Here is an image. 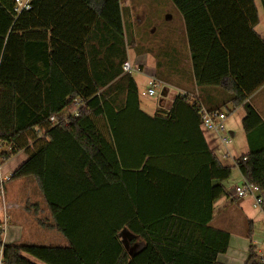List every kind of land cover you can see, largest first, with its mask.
<instances>
[{
	"label": "trees",
	"instance_id": "1",
	"mask_svg": "<svg viewBox=\"0 0 264 264\" xmlns=\"http://www.w3.org/2000/svg\"><path fill=\"white\" fill-rule=\"evenodd\" d=\"M255 1L172 0L185 18L197 83L224 87L228 102L245 106L242 123L250 151L234 166L245 182L258 188L264 211V121L248 101L264 84V40L254 31L259 22ZM215 4L234 7L227 11L239 13L244 31L254 40L238 64L226 32L210 14ZM13 7V0H0V162L21 151L27 154L12 178L37 180L69 246L0 240L3 263L36 264L33 258L46 264H219L231 234L212 226L211 220L215 202L227 195L223 182L234 166L224 165L204 142L201 107L190 96L177 95L168 110L158 109L154 116L141 109L138 85L123 68L127 55L120 0H33L32 8L17 18ZM71 20L88 25L87 41L97 33L89 29L100 28L101 45L123 54L117 69L94 74L93 59L82 56L75 59V71L64 67L56 29L59 22ZM103 62L110 63V58ZM122 94L125 100L117 104ZM76 99L82 101L80 107ZM54 115L58 122L50 120ZM184 118L196 126L203 142L202 180L196 188L187 186L195 183L194 177L176 175L183 153L175 149L174 130ZM143 122V147L140 136H132L137 143L133 167L140 170H134L131 197L118 182L124 164L120 146L126 139L120 133L126 124L136 129ZM194 196L196 214L188 211ZM147 207L154 208L152 215ZM124 233L140 237L145 246L130 255ZM247 236L251 239V228ZM246 264H264L252 241Z\"/></svg>",
	"mask_w": 264,
	"mask_h": 264
},
{
	"label": "crops",
	"instance_id": "2",
	"mask_svg": "<svg viewBox=\"0 0 264 264\" xmlns=\"http://www.w3.org/2000/svg\"><path fill=\"white\" fill-rule=\"evenodd\" d=\"M120 3L124 26V48L127 60L131 62V58L137 55L139 56L140 54H144L143 62H147V58H151L155 65L153 72H151L152 70L148 72L143 62L138 66L131 64L135 69L138 68L137 70L148 73L150 79L155 78L158 81V87L160 86L163 89L161 92V99L156 106L143 105L142 96L147 97V94L139 89L141 109L148 115L154 116L158 109L168 110L177 95H188L192 100L199 102L200 107H204L207 110H222L227 114V134L232 138L231 144L226 146L222 143L221 133L207 130L202 127H200V131L203 135L204 142L208 144L209 149L216 154L219 160L224 165L234 166L238 158L248 154L250 151L248 135L242 123L246 115L245 106L240 105L234 107L232 103L228 102L229 93L224 87L200 86L197 83L194 75V65L188 40L187 26L183 14L174 4L172 11L178 13L180 18L178 29L172 30L171 32H163L160 38L157 39L158 42H156L157 40L154 41V36L157 34L155 33L152 35L150 31L151 29L156 31L160 25V21L156 18L155 21H151V23L145 25L149 15V9L145 6L148 2L144 3V0H120ZM255 4L259 22L254 27V31L264 40V8L260 0H256ZM232 8L234 7L228 8V6L223 4H215L212 6L210 14L212 13V15L216 16V20L226 32L225 38L228 41L232 53H235V62L238 64L237 62L244 59V51L250 52L252 46L254 47L255 44L251 35H247L248 32L244 31V22L242 23L243 18L237 16L239 13L235 14L233 11H227V9ZM170 18H173V15L168 17V19ZM87 26L88 25L84 26L81 22H74L72 20L70 22H59L56 30L59 33L58 38H60V40L57 46L59 47L58 52L61 54V61L64 67H67L71 71H75V59L82 56L84 58L89 57L93 59L94 65L92 71H94V74L99 75L104 72L108 73L111 69H117V65L123 55L122 52L118 51V49L110 50L108 47H103L101 45V30L98 27L95 29L94 26H92L89 29L90 32L96 31L97 33L92 39L87 41V38L84 36ZM72 28L73 31H71ZM246 45L251 47V49L245 48ZM108 57L110 58V63H104L103 61ZM252 59L255 60V62L251 63V68L256 70L257 51L255 55L253 54ZM31 65H36L37 68L40 67L39 62H31ZM134 79L138 85L135 77ZM253 81L249 83L251 84ZM113 97H115V95ZM124 100L125 97L122 94L117 97L116 101L117 104H122ZM248 101L258 111L264 121V84L251 95ZM160 114L166 115L165 113ZM184 121L186 122L178 124L174 130L176 137L173 143L175 141L177 145H175V149H179L183 153L177 163L176 175L194 177L196 179L195 183H189L187 186L194 185L196 188L200 185V179L202 180L201 165L204 161V155L202 153L203 151L199 152V147L203 148V142L199 138L196 126L191 124L190 119L184 118ZM141 125V127L139 126L134 129L130 124V127L126 124L122 133H120V135L126 139L124 140V146H120L124 152V164L121 165V163L119 166L118 174L120 175V179L118 182L129 190V195L131 197L134 176L136 175L134 170H140L134 169L133 167L136 159L133 153V147H137V143H135V138L132 136L139 135V138H141L139 143L143 147L144 122ZM225 150H229V158L223 157ZM27 158V154L21 151L12 156L9 160L0 162L2 167L0 176L3 178L1 179L2 184L0 186V240L3 244L68 247L69 242L65 235L57 228L56 221L37 180L33 176L12 178L13 172ZM236 169L238 168L234 166L232 172L234 170L236 171ZM237 171H239V169ZM239 173L242 176L240 171ZM6 176L10 178L5 180L4 178ZM227 180L223 182L225 187L227 185ZM244 182L245 179L242 176V182L237 184L236 188ZM222 197L214 204L211 225L229 231L231 239L228 251L219 254L217 262L219 264H240L236 263L235 258L228 253L232 242L237 244L244 243L245 235H247L249 228H251L256 218L252 212L251 206L253 205L257 208L258 206H255L254 198L243 200L237 195L232 197L228 191L227 195ZM192 200V203L188 200L191 204L188 211L196 214V196H194ZM147 202L148 198L145 197V203L148 206ZM153 209V207H147L146 211L148 210V214L152 215L154 213ZM239 210V214L243 216V232L241 235L243 238L241 241L239 239L233 240L231 229H229L230 219H228L230 215L235 216ZM159 211L160 209L158 208L157 211L155 210V212H158V215H161ZM262 212L263 215L259 218H264V211L262 210ZM122 239L125 242V247L127 246V249H129L130 255H133L134 252L145 246V241L137 236H130L124 233ZM247 258H244V264H246L247 260L245 259ZM32 260L36 264H46L33 258ZM1 263L2 250L0 249V264Z\"/></svg>",
	"mask_w": 264,
	"mask_h": 264
},
{
	"label": "rangeland",
	"instance_id": "3",
	"mask_svg": "<svg viewBox=\"0 0 264 264\" xmlns=\"http://www.w3.org/2000/svg\"><path fill=\"white\" fill-rule=\"evenodd\" d=\"M148 2V3H147ZM144 3H147L145 6L147 9H149V15L147 17V22L145 25L151 23V21H155V19H159V26L156 29V31H153L151 29L150 34L154 35V41H156L160 36L163 34V32H171L172 30L178 29V23H179V15L175 11H172L174 7V3L172 0H144ZM168 11V13H167ZM174 13V14H173ZM167 15V16H166ZM170 15H173V18L168 19ZM166 18V19H165ZM153 25V24H152ZM159 33V34H158ZM158 42V40L156 41ZM144 54H140L139 56H135L134 58H131V63L134 66H138L140 63L143 62ZM144 65H146V70L149 72L154 71L155 65L153 63V60L151 58H147V62H143ZM135 68V67H134ZM133 76L136 78L140 91H144L147 94L146 96H142L143 105H152L156 106L161 99V92L162 87H157L156 94L154 96L148 95V84H149V77L150 75L146 73L145 71L141 72L137 69L133 70ZM234 170L231 174V177L229 180H227V191L231 194V196L237 195L236 193V185L240 184L242 182V176L240 175L239 171ZM223 198V197H222ZM252 196H246L244 198H241L243 200L251 199ZM254 200V199H253ZM255 201V200H254ZM220 204V202H219ZM252 212L256 216L254 223H252L251 230H252V237L251 239L248 238L247 235H245L244 243L243 244H237L235 242H232V245L230 247L229 255L233 256L235 258L236 263L244 264V258L248 257L250 244L252 241V244L254 246V249L256 253H258L259 256L264 254V218H259L261 215H263L262 208L251 206ZM240 210L237 212L235 216L230 215L228 217L229 220V229H231V233L233 235V240H242V224H243V216L239 214ZM244 226V225H243ZM235 256V257H234ZM247 260V259H245Z\"/></svg>",
	"mask_w": 264,
	"mask_h": 264
},
{
	"label": "built area",
	"instance_id": "4",
	"mask_svg": "<svg viewBox=\"0 0 264 264\" xmlns=\"http://www.w3.org/2000/svg\"><path fill=\"white\" fill-rule=\"evenodd\" d=\"M14 2V12L16 18L19 17L23 12L30 10L32 8L33 0H13ZM123 68L127 72H133L135 69L130 61H126L123 65ZM138 69V68H136ZM158 87V81L155 78H151L148 84V95L154 96L156 94V90ZM77 105L80 107L82 105V101L79 99L75 100ZM201 117V126L204 129L211 130L217 133H221V141L224 145L228 146L232 142V138L227 134V126L226 119L227 114L223 111L219 110H207L204 107L200 108L199 111ZM74 115H78V110L74 112ZM57 116H51L50 120L52 122H58ZM67 121V117H66ZM224 158L230 157L229 150H225L223 154ZM2 173V167L0 165V174ZM10 177L6 176L4 179L8 180ZM3 179V178H2ZM236 193L239 198H244L246 196H252L255 200V206L261 207L263 198L259 195V190L257 187L253 186L248 182H244L236 188ZM262 262H264V254L260 256ZM1 264H4L3 261Z\"/></svg>",
	"mask_w": 264,
	"mask_h": 264
},
{
	"label": "water",
	"instance_id": "5",
	"mask_svg": "<svg viewBox=\"0 0 264 264\" xmlns=\"http://www.w3.org/2000/svg\"><path fill=\"white\" fill-rule=\"evenodd\" d=\"M126 248H127V246H126Z\"/></svg>",
	"mask_w": 264,
	"mask_h": 264
}]
</instances>
